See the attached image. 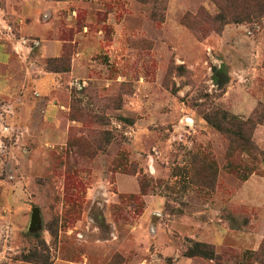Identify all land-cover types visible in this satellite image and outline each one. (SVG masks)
Masks as SVG:
<instances>
[{"label":"rangeland","instance_id":"374dc122","mask_svg":"<svg viewBox=\"0 0 264 264\" xmlns=\"http://www.w3.org/2000/svg\"><path fill=\"white\" fill-rule=\"evenodd\" d=\"M239 5L219 25L214 0H0L12 59L0 67L11 82L0 96V264H183L195 242L226 255L190 264L248 263L235 254L264 240V196L247 200L243 187L264 178V13ZM220 112L254 123L263 154L231 158L247 180L227 169L229 140L207 119ZM124 175L138 192L121 191ZM141 176L164 201L132 234ZM261 232L258 247L232 237Z\"/></svg>","mask_w":264,"mask_h":264},{"label":"trees","instance_id":"16d2710c","mask_svg":"<svg viewBox=\"0 0 264 264\" xmlns=\"http://www.w3.org/2000/svg\"><path fill=\"white\" fill-rule=\"evenodd\" d=\"M219 6L221 7V11L224 12L220 13L215 18V23H225L227 21V9L228 6L226 4L230 1L231 4H235L236 1L240 2L239 11L240 13H244L247 17L251 16H259L264 13V0H214ZM246 20V18H241L237 20L241 22ZM217 70V69H216ZM217 72H220L219 69ZM226 112H220L217 115L219 118H213L210 115H207L208 121L213 124L218 130L222 131L227 139L229 140V152H228V159L227 162V169L229 171L235 173L236 175L240 176L241 179L247 180L248 176L246 174H251L248 172L247 169L243 168L242 163L240 160L231 158L237 155L240 152H246L248 155H251L254 151L257 153L263 154V151L257 147L254 142L253 138L251 137V133L253 130V122L252 120L248 121H238L235 116H229ZM197 155H192L190 158V162L194 163L195 158ZM203 161L207 163H203L206 165V170H209L213 173L214 170V160H212L209 154L204 155L201 157ZM246 174H245V173ZM213 183V182H212ZM139 184H140V191L142 195L150 194V189L148 188V179L146 176L139 177ZM226 251L221 253H217L214 246L206 243L195 242L193 246L189 247L185 255L189 257L194 256H202L209 259H216L220 260ZM226 255V254H225ZM236 260L242 258L247 260V264H264V240L260 245V248L257 251H244L235 254Z\"/></svg>","mask_w":264,"mask_h":264},{"label":"crops","instance_id":"0c3cea01","mask_svg":"<svg viewBox=\"0 0 264 264\" xmlns=\"http://www.w3.org/2000/svg\"><path fill=\"white\" fill-rule=\"evenodd\" d=\"M11 60L12 59L8 56V54L0 48V67L8 65V63L10 64ZM10 83L11 82H9V81L6 82L5 78L0 77V96L1 97L4 96L3 93L1 92V89L4 88L5 85H9ZM19 100L21 101V104L24 107L23 108L24 111H28L29 112V111L34 110V103H33L32 99H29V101H24V99H19ZM125 178H130L133 181V183L135 185V189L134 190H129V189L123 188L122 182L125 180ZM247 186H250V187H253V188L255 187V188L252 190L250 187H247ZM119 187H120L121 191H133V192H138L139 191V185L137 183L136 178L133 177V176H127V175L122 176L119 179ZM243 187L247 191L246 192L247 200H251L252 197L256 196L255 193L257 194V196H264V178L263 177L261 178L260 176H258L256 174H253L249 178V180H247L245 182ZM251 192H253V194ZM144 199H145V202H146L145 211L143 212L141 221L137 224L136 227H133L131 229L130 233H132V234H138V232L141 229L144 228L145 222L147 220H149V219H153L155 212L158 211V210H161V208H162L161 204L164 201L162 199V197L155 196V195H145ZM182 223L187 224V222H182ZM182 227L184 229L186 228V226H182ZM223 234H226V233L219 234V233L214 232V233H211L210 235H211V237L213 239H220V238H222ZM262 234L263 233L261 232L258 235L257 238H255V237L250 238L249 237V240H247L246 238L245 239L239 238L235 234L232 235V237H234V240L236 241L237 245H245L246 243H254L256 245V247H258L260 245V242H261V239H262ZM135 238H136V236H135ZM133 243H135V240H133ZM163 253L165 255L171 257V256L175 255V253H176L175 247L171 246V245H169V246L168 245H164ZM178 258H179L178 263H183V264H190V263H193L195 261V259H193L192 257H188V256H185V255H179ZM58 261H64V260H62L61 258H58L56 264H59ZM70 264H90V263H88L86 261H83L81 263H76V262L70 261Z\"/></svg>","mask_w":264,"mask_h":264},{"label":"water","instance_id":"95a60500","mask_svg":"<svg viewBox=\"0 0 264 264\" xmlns=\"http://www.w3.org/2000/svg\"><path fill=\"white\" fill-rule=\"evenodd\" d=\"M39 209L38 208H34L33 210V217H32V227H35L38 223H39Z\"/></svg>","mask_w":264,"mask_h":264}]
</instances>
